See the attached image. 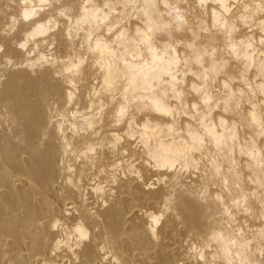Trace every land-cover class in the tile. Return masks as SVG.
Wrapping results in <instances>:
<instances>
[{
    "label": "clouds",
    "instance_id": "1",
    "mask_svg": "<svg viewBox=\"0 0 264 264\" xmlns=\"http://www.w3.org/2000/svg\"><path fill=\"white\" fill-rule=\"evenodd\" d=\"M0 69L41 82L58 195L141 198L114 234L85 196L74 228L27 226L44 255L0 264H157L162 245L168 264H264V0H0Z\"/></svg>",
    "mask_w": 264,
    "mask_h": 264
},
{
    "label": "bare ground",
    "instance_id": "2",
    "mask_svg": "<svg viewBox=\"0 0 264 264\" xmlns=\"http://www.w3.org/2000/svg\"><path fill=\"white\" fill-rule=\"evenodd\" d=\"M7 43V42H6ZM6 54L18 57L19 53L7 45ZM0 83V247L2 255L9 260L21 252L32 249L31 259L45 254V250L31 244L26 228L34 220L51 214H65V225L76 226L83 216L82 200L86 196L87 208L96 209V223H103L111 233H119L139 227V209L136 201L141 199L135 185L121 181L113 185L116 197L107 209L91 193L65 187L63 196L54 187L60 180L58 150L49 142L43 149L38 146L43 124L39 104L41 82L31 78L25 71H7ZM70 179L71 177H67ZM107 186V177L100 176ZM78 183L80 181H77ZM86 183V182H84ZM75 206V207H73ZM136 208V210H133ZM66 213H71L67 215ZM6 245V247H4ZM150 247V245H146ZM92 249L85 247V254ZM157 264H168L169 253L165 246L149 252ZM27 258V257H26Z\"/></svg>",
    "mask_w": 264,
    "mask_h": 264
}]
</instances>
